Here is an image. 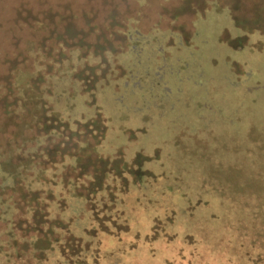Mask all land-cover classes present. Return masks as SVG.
I'll use <instances>...</instances> for the list:
<instances>
[{
	"label": "rangeland",
	"instance_id": "374dc122",
	"mask_svg": "<svg viewBox=\"0 0 264 264\" xmlns=\"http://www.w3.org/2000/svg\"><path fill=\"white\" fill-rule=\"evenodd\" d=\"M37 66L83 98L46 128L42 264H264V0H0V187Z\"/></svg>",
	"mask_w": 264,
	"mask_h": 264
},
{
	"label": "trees",
	"instance_id": "16d2710c",
	"mask_svg": "<svg viewBox=\"0 0 264 264\" xmlns=\"http://www.w3.org/2000/svg\"><path fill=\"white\" fill-rule=\"evenodd\" d=\"M219 10L222 9L219 8ZM25 45L28 55L35 56L34 42L28 41ZM39 53V55H42V51H39ZM42 69V67L39 69V66H37V70L33 73L22 70L15 73L18 75L17 91L19 92L20 98L24 99L27 105L32 103L33 108L31 117H29L28 120L23 118L21 125L17 126L18 132L8 134L7 139H10V144H12V146L4 149L5 151L3 150L6 160L8 159L10 163L16 158L15 160L18 162V165L15 167V170L18 169V172H15L14 176H6L4 179V187L8 183V186L15 192L10 202L5 199V193L1 192V188L2 190L4 189L3 185L0 187V264H30L32 261H34V264H42L47 262L48 254L53 249V243L59 241V237L56 238L57 240H51V236L53 237L55 233L53 228H64L63 226L65 225L61 223L59 226H55L56 222H51L49 216L43 218L42 215V217H39L40 213L43 214V210H41L42 203L44 202L45 204L46 202L43 201L44 199L42 196V187L46 185L45 179L47 177V169L44 167V161L46 159L43 146H45V144L47 145V139L52 136V132L46 133L47 125L51 126L50 118L55 116L58 120H65V122H67V128H69L71 126L70 122L73 120L71 112L77 110L76 103L77 101L83 100V98L78 89H75L73 94L71 93L70 84L73 82L71 80L72 73L70 74L69 71H67L66 76H50L49 79L51 82L56 84V95L54 99H51L47 93H36L31 87L28 77L36 76ZM20 84H24V88H21ZM72 85H74V83ZM62 102L66 107L65 112H60L58 110ZM51 104H53L56 109L51 110L49 107ZM26 110L24 106L22 115L24 113L27 114ZM85 116L86 119L90 120L94 119L96 115L91 116V118H88L86 114ZM77 119L80 120V117ZM77 119L74 120L76 125H78L79 122ZM7 128L8 127H6L5 130H7ZM19 140L22 141L21 144L19 145V143H16L15 146H13L14 142ZM29 144H31V147H29ZM1 145L2 144H0V146ZM66 156L67 155L60 154L58 158H63L59 160L58 163H62V161L65 162L64 159ZM58 163L55 162L54 164L56 165ZM76 164L82 163L77 162ZM260 166L264 169V167H262L264 163L260 162ZM0 169H2L1 164ZM141 169L143 170L142 167ZM35 174L38 175L34 178ZM90 182L93 184V180ZM34 184H40V186L35 187ZM102 187L103 183L98 184L94 193L102 191ZM45 192L48 193L49 190L46 189ZM94 193L92 192L91 195H87L91 198L94 196ZM91 200H93V198ZM68 229L64 231L62 229L61 231L63 233ZM1 233L2 235H7L5 241L2 240ZM4 251L7 252L5 255L6 257H1ZM145 264H147L146 261Z\"/></svg>",
	"mask_w": 264,
	"mask_h": 264
}]
</instances>
